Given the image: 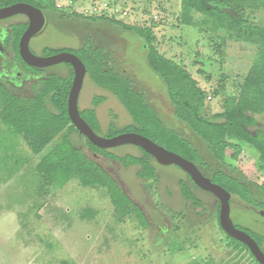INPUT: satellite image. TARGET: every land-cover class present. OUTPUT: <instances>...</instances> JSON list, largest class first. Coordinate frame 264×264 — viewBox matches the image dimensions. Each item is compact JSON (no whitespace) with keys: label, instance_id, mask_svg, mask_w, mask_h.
I'll return each mask as SVG.
<instances>
[{"label":"rangeland","instance_id":"obj_1","mask_svg":"<svg viewBox=\"0 0 264 264\" xmlns=\"http://www.w3.org/2000/svg\"><path fill=\"white\" fill-rule=\"evenodd\" d=\"M31 1L46 6L49 20V26L29 40V48L35 55L68 51L81 58L80 48L102 47L108 53L107 65L129 77L131 87L146 94L148 104L146 100L144 103L152 105L154 114L167 123L158 126L153 118L148 122L146 113L140 110L141 114L135 110L132 116L117 95L99 87L86 72L78 108L90 123L88 110L95 112L96 133L108 137L113 132H137L180 153L183 151L178 147L167 145H175L176 140L169 134L159 133L160 128L181 138L183 131L189 129L174 124L179 121L165 102L166 84L148 64L145 39L122 25L150 27L155 36L152 46L160 56L189 70L205 88L220 90L224 87L216 97L209 91L213 99L206 101V106L213 112L221 110L227 95L238 92L258 45L245 36L237 38L234 31L227 35L225 31L207 30L208 27L199 23L202 16L197 13L192 23L181 22L180 0ZM52 4L56 11H49L54 9ZM243 11L248 24L264 25V0H247ZM223 35L225 52L219 54L215 43L220 42L218 38ZM150 61L154 66L151 56ZM156 68L165 75L166 70L160 63ZM70 69L66 63H56L40 72V76L42 79L57 74L69 78ZM41 79L27 82L22 89L2 83L0 86L9 94L28 98L42 86ZM170 89L172 92V86ZM151 109L147 111L153 117ZM257 119L264 124V117L257 115ZM78 133L72 130L69 139L114 179L143 216L134 211L122 219L106 189L82 186L76 178L62 187L42 180L35 167L44 150L33 153L26 139L0 117V264H191L195 261L255 264L246 250L230 244L220 228L217 199L207 191L196 189L181 168L153 161L157 179H142L136 175L139 166L125 167L98 150L93 152ZM190 136L188 139L193 144L190 143L193 146L196 143L205 160L204 166L199 165L204 175L222 170L249 185L252 205L239 195H231L230 217L234 225L253 236L264 251V192L260 187L264 183V165L259 167L255 162L256 151L245 144L238 159L227 158L229 165H224L214 159L201 138L194 133ZM168 139L170 142L166 143ZM105 151L108 155L125 156V160L129 155L140 153L139 147L133 144ZM214 179L227 185L222 176ZM180 182L187 184L195 197L184 198Z\"/></svg>","mask_w":264,"mask_h":264},{"label":"trees","instance_id":"obj_2","mask_svg":"<svg viewBox=\"0 0 264 264\" xmlns=\"http://www.w3.org/2000/svg\"><path fill=\"white\" fill-rule=\"evenodd\" d=\"M246 3L247 0H180L181 22H185L186 24L192 23L194 13H197L202 16L199 23L205 26V28L208 27L206 28L207 30L212 32L225 31L227 35H230V32L234 31L237 38L245 36L247 40L257 41L258 43L255 57L243 77L238 92L227 95L223 100V111L214 113L210 117H204L201 114L206 96L205 91L198 86L197 81L183 66L164 59L158 54L152 46L155 36L150 27L122 26L126 29L134 30L136 35L145 39V49L149 51L148 64L159 74L166 84V94L174 106L175 117L188 125L197 136L206 142L214 159L221 164L229 165L225 162V157L228 156L232 160H237L242 152V145L249 144L256 151L257 165L261 167L264 165V128L263 124L258 122L256 116L264 117V25L253 26L247 23L243 13V8ZM39 5L43 6L41 3ZM52 7L56 9L53 4ZM21 30L15 31L16 38ZM218 40L220 42L215 43V48L219 54H224L223 47L226 38L223 35ZM80 50L83 58L77 56L84 63L86 72L95 84L117 95L132 116H135V110L138 112L140 110L141 113H146L145 118L148 122L153 118L152 120L158 126L159 124L163 125L162 121L152 111L153 109L149 105L148 108L144 103L145 95L136 92L131 87V79L107 65L108 53L104 52L102 47L98 49L85 47L80 48ZM150 56L155 61L154 66L150 61ZM157 63H160L163 69L165 68V75L156 68ZM29 69L35 71L40 70L32 67ZM72 77V70H70L69 78L61 77L57 74H49L41 79L42 86L37 89L33 96L28 98L16 97L7 93L0 86V117L2 121L10 126L15 133L22 135L26 139L33 153L39 154L44 150L35 167L37 173L42 176V180L53 183L57 187H62L70 179L76 178L82 186H95V188L100 187L106 189L116 212L120 214L122 219L134 211L138 216H143L141 211L134 207L133 203L121 192L114 179L99 165L89 160L82 153L81 149L75 146L69 139L72 130L78 133V130L71 123L67 113V98ZM170 86L173 88L172 92L170 91ZM223 89L224 87H220V90ZM220 90L215 89L214 94L216 92L219 94ZM94 102H96L95 99ZM147 109H151L154 114L153 117L148 113ZM88 111L91 115V123L81 112L80 115L96 132L95 127H98V122L95 112L93 110ZM62 131H65L64 135L54 141ZM161 132L169 134L168 136L176 140L175 145H167L178 147L184 153L174 151L151 136H144L194 162L198 167L199 165H205V160L188 139L178 137L175 133H171L163 127L160 128L159 133ZM116 134L118 132H113L108 137ZM82 136L93 152L98 150V153L122 162L125 167L128 165L139 166L136 175L142 179L156 178L152 167L153 157L140 147V153L138 155H129L128 160H125V156L108 155L105 153V149L98 148L89 142L84 135ZM169 142L170 139L166 141V143ZM221 176L225 179L227 185H223L214 179V177ZM208 177L230 192L231 195H239L241 200L252 205L253 195L249 185L245 181L233 178L222 170H216ZM188 178L192 185L197 188L189 176ZM180 185L184 198L191 200L195 197L187 184L180 182ZM260 187H263L262 191L264 192V183ZM194 203L198 204V202ZM262 204L264 205V203ZM216 208L217 220L219 221V202ZM227 237L233 247L246 250L252 257L254 263L259 264L246 245L229 235ZM256 242L261 247L257 240ZM191 264L211 263L195 261Z\"/></svg>","mask_w":264,"mask_h":264},{"label":"water","instance_id":"obj_3","mask_svg":"<svg viewBox=\"0 0 264 264\" xmlns=\"http://www.w3.org/2000/svg\"><path fill=\"white\" fill-rule=\"evenodd\" d=\"M16 14H24L29 23L19 38L18 47L21 60L31 67L43 68L56 63H68L73 69V78L68 92L67 113L71 123L79 134L84 135L89 142L101 149H108L122 144H133L152 156L158 164L176 165L185 171L192 182L201 190L211 193L219 202V224L230 237L247 246L252 256L259 264H264V251L256 240L246 231L236 227L230 217L231 194L218 183L204 175L192 161L166 149L150 138L137 132H122L111 137L97 134L80 115L78 96L86 74L82 60L74 53L61 51L47 56L35 55L29 48V40L40 34L46 25L42 10L25 2H17L0 8V19Z\"/></svg>","mask_w":264,"mask_h":264},{"label":"flooded vegetation","instance_id":"obj_4","mask_svg":"<svg viewBox=\"0 0 264 264\" xmlns=\"http://www.w3.org/2000/svg\"><path fill=\"white\" fill-rule=\"evenodd\" d=\"M17 2L29 3L42 10L46 21V25L42 30V32L49 26V20L45 13L47 8L42 7L39 4H35L32 1L0 0V8ZM49 11H56V9H52V10L49 9ZM15 17H17V19ZM4 21H7V23L5 24ZM28 23H29V19L24 14H16L7 18L0 19V83H2L3 85H10L22 89L27 82L30 81L32 82L35 78L41 79L40 72L43 73L44 69L47 68V67L38 68L40 69L39 71L29 69L31 66L25 64L20 58L18 42L21 34L28 26ZM15 26L20 27L19 30L22 29L17 38L15 36V29H16ZM16 45H17V49H16ZM32 68H37V67H32ZM70 70H72L73 72L72 67ZM196 189H200V188L197 187Z\"/></svg>","mask_w":264,"mask_h":264},{"label":"crops","instance_id":"obj_5","mask_svg":"<svg viewBox=\"0 0 264 264\" xmlns=\"http://www.w3.org/2000/svg\"><path fill=\"white\" fill-rule=\"evenodd\" d=\"M216 49V48H215ZM217 50V49H216ZM189 73H190V71L189 70H187ZM198 72V71H197ZM199 74H201V73H199ZM192 76V75H191ZM193 78H194V76H192ZM210 78V76L209 75H207V78L206 79H209ZM195 80H196V78H194ZM197 81V80H196ZM197 83H198V81H197ZM198 86L203 90V91H205V101H204V106H203V108H202V110H201V114H202V116H204V117H210L211 115H213L214 113H217V112H221V111H223V107L221 108V110H219V111H211L207 106H206V101H208V100H212L213 98L209 95V91H211L212 92V94H213V97H216V96H218L219 94H218V92H216L215 94H214V90L215 89H218V87H214V88H205V87H203V86H201L200 84H198ZM218 86V85H217ZM221 92V91H220ZM219 92V93H220ZM159 96V95H158ZM165 96L167 97V101H165L166 103H169V105L171 106V113L173 114V116L175 117V115H174V106L172 105V103H171V101L169 100V98H168V96H167V94H165ZM145 100H146V102H147V98H146V94H145ZM148 103V102H147ZM223 103V102H222ZM151 106V108L153 109V110H155V108L152 106V105H150ZM161 109V108H160ZM163 112V111H162ZM257 117V116H256ZM176 118V117H175ZM177 119V118H176ZM178 120V119H177ZM162 121V123L164 124L165 123V121H163V119L161 120ZM179 122H175L174 124H176V125H179V126H181V127H184L185 129H186V127L190 130H187L186 129V131H188V132H186L185 130L183 131V134L182 133H180V132H178V133H180V134H182L186 139H188V138H191V136H190V134L193 136V133L196 135V133L194 132V131H192L189 127H188V125H186L184 122H182V121H180V120H178ZM165 124H167V123H165ZM164 124V125H165ZM262 124V123H261ZM264 125V124H263ZM192 132V133H191ZM199 137V136H198ZM199 138H201V137H199ZM202 139V138H201ZM189 140V139H188ZM203 140V139H202ZM190 141V140H189ZM191 143H192V141H190ZM203 142H204V144H205V146H206V148H207V150L209 151V149H208V147H207V144H206V142L203 140ZM193 144V143H192ZM196 144V143H195ZM195 144H194V147L196 148V146H195ZM244 145L245 144H243L242 145V151H243V149L245 148L244 147ZM249 145V144H248ZM251 146V145H250ZM252 147V146H251ZM253 148V147H252ZM247 149V148H246ZM196 150H197V148H196ZM198 151V150H197ZM209 153H210V151H209ZM242 153V152H241ZM211 154V153H210ZM201 155V154H200ZM254 157L256 158V154L254 153ZM240 156V155H239ZM201 157H203L202 155H201ZM227 158H229L228 156H226L225 157V162L227 163ZM230 159V158H229ZM232 160V159H231ZM235 161V160H234ZM255 162H257V161H255ZM228 164V163H227Z\"/></svg>","mask_w":264,"mask_h":264}]
</instances>
